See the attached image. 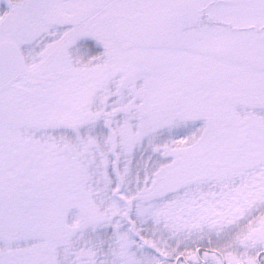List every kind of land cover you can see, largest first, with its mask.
<instances>
[{
    "label": "snow or ice",
    "instance_id": "snow-or-ice-1",
    "mask_svg": "<svg viewBox=\"0 0 264 264\" xmlns=\"http://www.w3.org/2000/svg\"><path fill=\"white\" fill-rule=\"evenodd\" d=\"M0 264H264V0H0Z\"/></svg>",
    "mask_w": 264,
    "mask_h": 264
}]
</instances>
